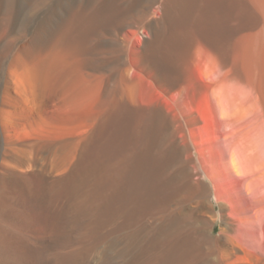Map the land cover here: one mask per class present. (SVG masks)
Wrapping results in <instances>:
<instances>
[{"label": "rangeland", "instance_id": "obj_1", "mask_svg": "<svg viewBox=\"0 0 264 264\" xmlns=\"http://www.w3.org/2000/svg\"><path fill=\"white\" fill-rule=\"evenodd\" d=\"M42 1L0 0V176H10L0 183V195L32 198L50 217H61L57 228L49 221L19 235L39 251L35 263L55 264L77 251L76 264H150L159 250L164 259L177 256L172 264H264V225L230 224L227 198L202 199L195 224L182 217L195 192L183 189L178 177L181 158L164 172L171 182L165 196L173 198L168 218L158 221L154 211L142 210L131 218L117 212L109 221L105 213L106 198L130 195L127 179L137 158L167 153L175 141L177 127L165 122L167 135L158 148L155 112L163 107L168 115L178 113L159 83V62L185 56L182 70L195 115L190 118L199 119L206 135L212 82L200 30L263 41L264 0H178L170 18L164 0L131 8L102 0L94 6ZM254 76L252 86L264 100V76ZM192 153L198 157L197 150ZM30 174L37 182L25 181ZM154 186L143 185L129 198H155ZM161 222L163 241L155 242ZM195 226L201 242L192 240Z\"/></svg>", "mask_w": 264, "mask_h": 264}, {"label": "bare ground", "instance_id": "obj_2", "mask_svg": "<svg viewBox=\"0 0 264 264\" xmlns=\"http://www.w3.org/2000/svg\"><path fill=\"white\" fill-rule=\"evenodd\" d=\"M95 1L97 0H68L67 3L73 4V6L77 4L94 6ZM103 1L109 6L131 8L143 0ZM177 1L164 0L162 2V8L168 18L172 17L173 5ZM42 2L38 1L37 4ZM99 4L101 5V3ZM200 31L202 32L200 35L203 36H201V46L203 52L206 53L207 61H209V63L206 61L209 65L207 77L210 76L209 79L212 82L208 89L213 115L210 122L212 132L210 127V131H207L206 135H202L204 132H199L201 129V124L197 122L199 119H194V122L191 119L193 116L190 114L194 115L191 113L193 108L192 87L190 79L182 70L186 60L185 56L176 61L161 60L158 80L165 90L167 98L176 104L178 113L177 115H168L167 109L163 107L155 112V121L158 124V148L167 135V130L163 129V123L168 122L171 127L176 126L177 134L174 135L175 141L167 153L159 151V153L151 155V158H149L150 154L148 156L141 154L142 156L137 158L127 179V190L130 195L131 193L136 194L143 185L148 187L151 182H154V190H151L154 191L156 197L129 198L130 195L124 193L126 198H106V220H115L117 212L131 218L139 211L145 210L146 212L154 211L158 221H163L168 215L167 205L171 203L170 199H173L169 198L170 196L168 198L165 196L171 182L164 172L167 171L165 169L172 160L181 158L180 160H184L178 171V177L184 182L183 189L195 192L191 198L187 199L186 205L180 211L188 223H196L202 199L214 195L218 201L221 198L228 199L230 212L227 216L230 224L260 222L264 225V100H261L259 93L257 94L252 86L256 73L261 77L264 76V40L256 37L239 38L233 31L228 35L214 30L208 31L207 28L204 30L202 28ZM205 128L207 127L205 126ZM194 149L198 152L196 158L192 153ZM144 164H148L149 167H143ZM8 177L1 175L0 183H4ZM35 177V174L23 176L25 181H31V184L36 179ZM205 178L210 183L208 180V182L204 181ZM37 180L39 184L42 183L41 179ZM31 199L2 198L0 195V220L7 226V228L0 227V264H36L34 256L39 251L35 253L30 246L24 244L19 235L28 228H43L48 225L49 221L51 228H57L61 223L60 216L51 215L52 217H50L45 213V208L37 205L35 201L32 203ZM219 213V217H222V212ZM171 221L173 220L171 219L169 222ZM214 229L215 225L212 224L209 233L210 242L214 241ZM198 231L196 226L192 228V240L201 242ZM164 232L165 228L162 225L158 228L155 242L162 240ZM86 234L88 233L86 232ZM76 252L70 251L59 256L55 264H76L75 261L79 256ZM159 253V250L157 255L155 253L158 258L154 259H157V262L150 264H172L177 257L172 253L164 259V252L160 253V255L163 253V257ZM155 260L153 261L155 262ZM147 261L142 264H149V262L146 263Z\"/></svg>", "mask_w": 264, "mask_h": 264}]
</instances>
